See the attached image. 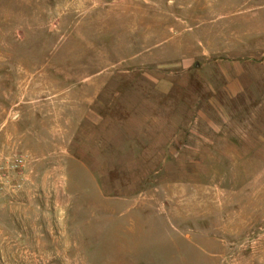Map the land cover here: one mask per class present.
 <instances>
[{"label": "rangeland", "instance_id": "1", "mask_svg": "<svg viewBox=\"0 0 264 264\" xmlns=\"http://www.w3.org/2000/svg\"><path fill=\"white\" fill-rule=\"evenodd\" d=\"M0 167V264H264V0H0Z\"/></svg>", "mask_w": 264, "mask_h": 264}, {"label": "built area", "instance_id": "2", "mask_svg": "<svg viewBox=\"0 0 264 264\" xmlns=\"http://www.w3.org/2000/svg\"><path fill=\"white\" fill-rule=\"evenodd\" d=\"M23 162V159H22V157L21 156H17V157H15V158H13L12 159V161L9 163V166L12 168H14V167H18L19 165H21V163ZM2 170V168L0 167V171ZM3 175H2V171L0 172V178L2 177ZM0 185H1V183H0ZM0 189H1V186H0Z\"/></svg>", "mask_w": 264, "mask_h": 264}]
</instances>
